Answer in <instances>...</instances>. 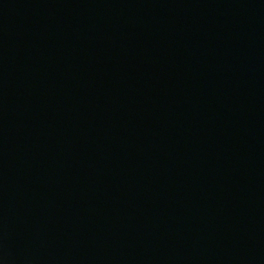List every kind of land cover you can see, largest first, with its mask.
<instances>
[{
  "label": "water",
  "instance_id": "95a60500",
  "mask_svg": "<svg viewBox=\"0 0 264 264\" xmlns=\"http://www.w3.org/2000/svg\"><path fill=\"white\" fill-rule=\"evenodd\" d=\"M0 264H264V0H0Z\"/></svg>",
  "mask_w": 264,
  "mask_h": 264
}]
</instances>
